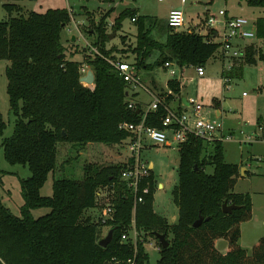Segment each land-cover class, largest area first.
Segmentation results:
<instances>
[{
	"label": "trees",
	"instance_id": "obj_1",
	"mask_svg": "<svg viewBox=\"0 0 264 264\" xmlns=\"http://www.w3.org/2000/svg\"><path fill=\"white\" fill-rule=\"evenodd\" d=\"M242 1L264 8V0ZM3 8L8 18L0 20V60L9 61L5 67L6 92L14 125L0 146L9 164L27 166L30 175L20 179L23 203L19 215L4 205L0 193V264H127L129 258H134L135 264H148L142 242L138 240L135 246L130 239L121 240L133 220L144 239L163 233L169 240L155 264H264V235L250 252L239 244L241 223L252 217V201L248 193L233 191L239 167L224 161L220 142L208 145L190 137L180 145L174 190L178 218L174 224H168L153 209L156 182L152 172L140 183L149 191L134 213L129 191L123 184L117 185L114 218L106 224L114 228L113 237L105 247L99 245L101 227L86 211L96 204L97 188L116 180L124 164H84L82 178H54L52 194L42 195L40 189L48 174L55 171L58 143L120 144L128 134L118 125L123 121L137 123L142 113L127 107V83L109 62L121 59L114 55V47H107L106 17L110 11L95 27L92 46L96 51L79 62L68 59L61 42V32L72 18L70 10L49 8L13 16V10L20 12V5L4 3ZM136 13V9H124L115 17L112 29L117 31L127 16L136 18V44L128 48L139 69L153 70L167 60H175L180 66H204L219 50L218 42L206 41L208 35L192 29L177 31L155 16ZM254 25L256 38L264 40V16L257 17ZM155 30L163 40L154 36ZM154 52V61L146 63ZM245 57L246 64L264 62V52L255 51L253 45L246 47ZM83 64L93 71L92 88L79 81ZM244 65L221 71V77L239 78ZM169 86L179 92L174 81H169ZM164 115L162 106L149 111L145 124L161 127ZM5 127L0 113V137ZM207 147H211L208 153ZM206 166L213 168L211 173L205 171ZM2 173L0 170V187ZM224 201L237 208L223 212ZM39 208L48 212L35 217L33 211ZM200 216L201 223L194 227ZM218 239L226 240L225 253L217 249Z\"/></svg>",
	"mask_w": 264,
	"mask_h": 264
},
{
	"label": "rangeland",
	"instance_id": "obj_2",
	"mask_svg": "<svg viewBox=\"0 0 264 264\" xmlns=\"http://www.w3.org/2000/svg\"><path fill=\"white\" fill-rule=\"evenodd\" d=\"M4 3L20 5V12L13 10V16L18 14L26 16L30 11L44 12L49 8L70 10L72 18L61 32V42L67 49L68 59L79 62L84 61V57H92V53L96 51L92 46L96 37L95 27L100 17L108 11L110 12L106 17V30L109 34L114 32L112 24L115 17L124 9L135 8L139 15L155 16L165 22L171 9L182 7L184 25L177 31L184 32L191 29L196 31L209 13H217L219 10H227L229 15L247 19L249 24L245 26L246 29H252L255 19L264 16V8L248 6L242 0H0V20L8 18V13L3 8ZM217 27L220 28L219 25ZM115 33V36L107 42V47L116 49L113 52L116 58L121 57V59H127L128 62H134L135 55L128 47L136 44V23L127 16L122 20L120 28ZM154 36L158 40L164 39V36L159 35L156 30ZM123 37H125L124 41ZM220 38L217 37L216 40L220 41ZM251 40L252 38H247L245 40L247 42L243 43L245 49L247 46L253 45L255 51L260 49L264 52V41ZM122 48L128 50L123 52ZM70 51L72 52L70 53ZM155 58L156 53L154 52L148 58L147 63H152ZM245 60V56L236 60L225 59V65L245 64L241 76L233 78L229 83L230 86L226 87L221 77L222 59L219 50H217L215 56L208 59L204 65L205 75L188 83L185 87L189 95L195 96L209 110H211L210 106L214 105L215 98L220 101L222 117L219 120L222 121L224 129L232 132L230 139L221 142L222 157L227 163H240L241 160L245 162L252 154H256V158L264 154V63L257 60L255 64H246ZM8 63L7 60H0V113L6 123L3 135L0 137V144L2 138L12 134L14 125V115L10 112L6 92L5 67ZM88 68L90 69L89 66ZM139 70L143 72L146 69L140 68ZM147 71L143 81H146L145 77L148 78L149 75L159 82L163 81L164 77L158 68ZM90 87L93 86L90 85ZM140 95L145 100L150 98L144 91H141ZM122 150L123 148L119 144L110 146L96 142L85 145H75L70 142L58 143L55 171L48 174L47 180L40 189L41 194H52L54 178H82L84 164L94 163L106 166L117 163L124 155ZM210 150L211 147H207L206 153ZM253 158L251 157L250 160H255ZM141 159L147 164L153 163L152 173L156 182L153 191V209L160 216L165 213L169 221L177 220L178 204L174 200V190L178 184V147L173 145L171 148H165L155 144L142 151ZM0 170L3 171L0 187L2 201L13 214L19 215L20 206L23 203L20 179L27 178L30 171L27 166L9 164L4 158L1 146ZM250 170L252 173H245L244 176L237 178L233 187L235 192L248 193L252 201V217L241 223L242 234L239 242L248 252L253 244L264 235V164H253ZM205 171L211 173L212 167L207 166ZM91 211L94 210L88 209L86 214H90ZM46 212H48L47 208H39L33 211V215L37 217ZM89 216L95 219L93 214ZM100 227L101 235L104 236L106 234L104 232H107L109 228L107 226ZM222 245V243L219 244L220 247ZM143 246L148 254L147 263L155 264L159 252L149 247L148 244L143 243Z\"/></svg>",
	"mask_w": 264,
	"mask_h": 264
},
{
	"label": "built area",
	"instance_id": "obj_3",
	"mask_svg": "<svg viewBox=\"0 0 264 264\" xmlns=\"http://www.w3.org/2000/svg\"><path fill=\"white\" fill-rule=\"evenodd\" d=\"M135 19L133 17L131 21L134 22ZM166 23L174 30L183 27L184 13L182 7L171 9L168 12ZM248 24V20L243 17L227 16L226 10H219L217 13H209L203 23L198 26V29L194 30L199 34L208 35L206 41H216L220 44L219 55L223 60L222 72H228L233 66L231 64L225 65V59L236 60L245 56V44L243 43H245L247 38L257 39L255 25L252 24V29H246L245 26ZM218 25L220 28L217 27ZM217 37H221L220 41L216 40ZM109 62L127 83V107L130 109L137 108L138 111H141L142 119L137 123L123 121L118 125L119 129L126 131L128 134L119 144L125 151V157L122 161L124 166L116 180L99 186L95 192L96 204L92 209L97 211V216L94 220L99 226H106L114 218V199L117 185L123 184L129 191L133 201V213L137 204L142 203L144 195L148 193V186L142 188L140 185L141 181L151 174V168L141 159L146 140L156 145H165L171 142L179 149L180 145L190 137L200 139L208 145L216 142L223 143L225 139L232 137V132L223 128L222 121L218 117L211 116L212 106H210L211 110H209L195 96L187 95L183 97L181 94L184 86L194 80L192 76L187 74V70L193 68L196 76L202 77L205 75L204 66H180L175 60L165 61L159 69L169 77V81L177 83L179 92L176 93L170 88L168 81L164 90L152 94V100L142 110L131 100L129 94L130 89L149 92V89L142 82L140 70L135 62H128V60L124 59L109 60ZM87 70L86 66L81 65L80 77L84 76ZM222 78L224 85L226 87L230 86L229 83L233 78L226 75H223ZM82 84L87 85L86 83ZM173 101L177 102L178 107H172ZM160 106L165 110V115L161 119V127L145 124L146 114ZM129 239L135 246L139 240L158 252L162 248L157 238L147 236L144 239L142 234L140 235L136 230L134 220L130 229L121 235V240ZM135 253L136 247L134 248V255ZM126 263L135 264L134 258L127 259Z\"/></svg>",
	"mask_w": 264,
	"mask_h": 264
},
{
	"label": "crops",
	"instance_id": "obj_4",
	"mask_svg": "<svg viewBox=\"0 0 264 264\" xmlns=\"http://www.w3.org/2000/svg\"><path fill=\"white\" fill-rule=\"evenodd\" d=\"M256 8V7H255ZM135 9V8H134ZM226 14H227V16H235V15H229L228 13H227V10H226ZM139 14H137L136 13V16H138ZM168 15V14H167ZM166 19H167V16H166ZM253 25H254V23H253ZM253 40H260V39H254V38H252V40L251 41H253ZM261 41H264V40H261ZM245 42H247V41H245ZM149 58V57H148ZM148 58L146 59V63H147V61H148ZM264 63V62H263ZM83 65H86V64H83ZM87 66V65H86ZM87 69H89L88 68V66H87ZM159 69V68H158ZM160 70V69H159ZM190 70H193L194 71V69L193 68H190V69H188L187 70V74L189 75V76H192L193 78H194V80L192 81V82H194L197 78H200V77H198V76H196V73H195V71L193 72H191ZM151 71V70H150ZM161 71V70H160ZM140 72V71H139ZM141 72H142V70H141ZM140 72V75H141V79H142V82H143V84L149 89V92H145L144 90H129V94H130V98H131V100L135 103V104H137L138 106H139V108L140 109H144L145 107H146V105L152 100V94H155V93H158V92H160V91H162V90H164L165 89V86H166V83L169 81V77L163 72V71H161V73H162V77H164V79H163V81L162 82H159V81H157L153 76H150L149 75V77L148 78H146L145 77V80L146 81H143V77L145 76L144 74L145 73H148V71L146 72V70H144L142 73ZM203 77V76H202ZM188 84H186L185 86H184V88L182 89V91H181V94L183 95V97H185V96H187V95H189L188 94V92H186V89H185V87L187 86ZM141 91H144L148 96H150V98L149 99H147V100H145V98L143 97V96H141L140 95V92ZM213 103H214V105L212 106V112H211V116L212 117H218V118H221L222 117V109H221V107H220V101L219 100H217L216 98L213 100ZM172 107H178V104H177V102H172ZM153 145H155L154 143H152V142H150L149 140H146L145 141V146H144V148H143V150H145V149H148L150 146H153ZM158 146H163V147H165V148H171V147H173V145L171 144V142H169L168 144H165V145H158ZM142 150V151H143ZM122 153L124 154L123 156H121V158L118 160V162L117 163H122V161L124 160V157H125V151H123L122 150ZM208 153V152H207ZM256 156V154H252L251 156H249L246 160H245V162L243 161V160H241V162L240 163H234V164H237L238 165V167H239V176L237 177V178H239L240 176H244V174L245 173H252V171L250 170V168L252 167V165L253 164H264V154H261V155H259V157L258 158H256L255 157ZM251 157H254L253 159H255V160H257V161H259V162H256L255 160H250L251 159ZM259 159V160H258ZM147 163V162H146ZM148 166L151 168V172H152V168H153V163H149L148 164ZM207 167V166H206ZM213 169V168H212ZM205 170H206V168H205ZM153 174V173H152ZM237 180V179H236ZM161 186V185H160ZM234 191V190H233ZM235 192V191H234ZM155 211V210H154ZM93 214V216L94 217H96L97 216V211H91V213L90 214H87V215H92ZM163 215H164V218L166 219V221L168 222V224H174L175 222H176V220H172V221H169L168 220V218H167V216L165 215V213H163ZM162 215V216H163ZM176 219V218H175ZM108 229V228H107ZM108 231V230H107ZM104 233H107L106 231L104 232ZM241 234H242V230H241ZM104 236H105V234H104ZM102 237H103V235H102ZM241 237V236H240ZM239 242H240V239H239ZM220 243H222L223 245H222V247H220L219 246V244ZM240 244V243H239ZM215 245H216V247H217V249L220 251V252H222V253H225L226 251H227V248H228V246H227V242L226 241H224V240H222V239H218V240H216L215 241ZM240 246L242 247V245L240 244ZM243 248V247H242ZM252 248V247H251ZM246 250V249H245ZM251 250V249H250ZM159 258V257H158Z\"/></svg>",
	"mask_w": 264,
	"mask_h": 264
},
{
	"label": "water",
	"instance_id": "obj_5",
	"mask_svg": "<svg viewBox=\"0 0 264 264\" xmlns=\"http://www.w3.org/2000/svg\"><path fill=\"white\" fill-rule=\"evenodd\" d=\"M115 31L111 34L108 35L109 39L113 38L115 36ZM72 39L74 40V37H72ZM79 81L82 83H86L87 85H92L94 83V74L93 71L91 69L87 70V73L84 76H81L79 78ZM138 111V109H137ZM65 133L63 132V135ZM237 208L236 205L234 204H229L227 201H224L222 204V211L223 212H232L233 209ZM202 217L200 216L192 225L194 227H197L201 221H202ZM113 230L114 228H110L108 229L107 233L105 234V236H103L100 240H99V245L102 247L107 246V244L112 240L113 237ZM154 237L157 238L159 244L163 247L166 248L169 245V240L166 238L165 234L163 233H154Z\"/></svg>",
	"mask_w": 264,
	"mask_h": 264
}]
</instances>
